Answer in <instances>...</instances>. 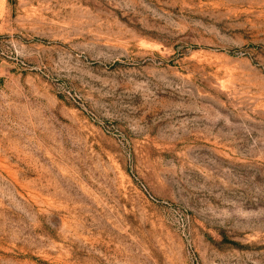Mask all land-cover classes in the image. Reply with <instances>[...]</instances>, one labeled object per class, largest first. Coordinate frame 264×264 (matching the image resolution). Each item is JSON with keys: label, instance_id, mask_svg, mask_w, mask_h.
I'll use <instances>...</instances> for the list:
<instances>
[{"label": "rangeland", "instance_id": "obj_1", "mask_svg": "<svg viewBox=\"0 0 264 264\" xmlns=\"http://www.w3.org/2000/svg\"><path fill=\"white\" fill-rule=\"evenodd\" d=\"M0 264H264V0H0Z\"/></svg>", "mask_w": 264, "mask_h": 264}]
</instances>
